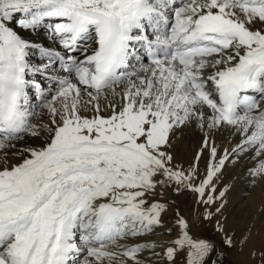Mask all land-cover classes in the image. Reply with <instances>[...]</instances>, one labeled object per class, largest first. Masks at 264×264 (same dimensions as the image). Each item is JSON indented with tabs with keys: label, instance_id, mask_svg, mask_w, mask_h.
I'll return each instance as SVG.
<instances>
[{
	"label": "snow or ice",
	"instance_id": "6c2138e0",
	"mask_svg": "<svg viewBox=\"0 0 264 264\" xmlns=\"http://www.w3.org/2000/svg\"><path fill=\"white\" fill-rule=\"evenodd\" d=\"M242 159L264 190V0H0V264H264L224 218Z\"/></svg>",
	"mask_w": 264,
	"mask_h": 264
},
{
	"label": "bare ground",
	"instance_id": "6f19581e",
	"mask_svg": "<svg viewBox=\"0 0 264 264\" xmlns=\"http://www.w3.org/2000/svg\"><path fill=\"white\" fill-rule=\"evenodd\" d=\"M25 38L31 39L45 46H56L52 44L49 36V30L29 33L25 35ZM33 59L36 63L40 62L37 57H34ZM36 102L38 103V101ZM37 111L39 112L41 109H37ZM200 138L201 133L198 130L189 129L184 133L178 148L177 159L179 162H183L185 163V166H187V163L191 161V157L197 148ZM238 139L239 137L229 138L227 134H224L223 136L217 137V143L222 150L223 148H230L234 146ZM250 165L251 161L242 159L235 165H228L224 170L220 186L223 187L224 185H231L230 190L226 194L227 204L224 212V218H226L228 227L236 233L237 237H239L242 233H245L249 228H252V239L256 247L264 248V190H262L259 186L250 188V178L248 172L246 171ZM181 204L182 207L187 209L190 214L192 211L191 197L183 199ZM169 215H171V213ZM253 224L255 227H252ZM207 228L212 227L207 224L199 225L194 229V231L202 237L203 232L206 231ZM212 230L214 229L212 228ZM150 238L159 239V237L155 236ZM212 241L217 243L215 240ZM229 258L233 261V263L239 260L234 253L231 254Z\"/></svg>",
	"mask_w": 264,
	"mask_h": 264
},
{
	"label": "rangeland",
	"instance_id": "374dc122",
	"mask_svg": "<svg viewBox=\"0 0 264 264\" xmlns=\"http://www.w3.org/2000/svg\"><path fill=\"white\" fill-rule=\"evenodd\" d=\"M217 236L218 235L214 232V230H212V228H207V230L204 231L203 234H202V238H206V239H209V240H215L219 244V236L218 237ZM226 260H228L229 262L226 261ZM226 260H225V264H234L233 261L230 258H228Z\"/></svg>",
	"mask_w": 264,
	"mask_h": 264
}]
</instances>
